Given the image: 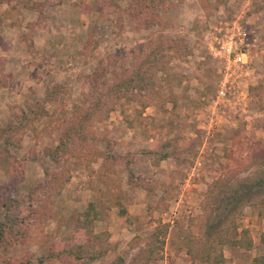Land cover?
I'll use <instances>...</instances> for the list:
<instances>
[{
  "label": "rangeland",
  "instance_id": "rangeland-1",
  "mask_svg": "<svg viewBox=\"0 0 264 264\" xmlns=\"http://www.w3.org/2000/svg\"><path fill=\"white\" fill-rule=\"evenodd\" d=\"M158 4L0 0V220L25 217L27 231L8 234L16 239L0 244V264H131L158 226L164 253L149 264L264 257V0ZM141 62L146 88L89 125L93 138L78 142L82 156L66 162L71 179L42 222L30 194L63 168L47 156L59 122L83 103L97 68L113 82ZM39 102L48 115L6 143L4 128ZM90 202L103 213L95 232H110L106 254L51 257Z\"/></svg>",
  "mask_w": 264,
  "mask_h": 264
},
{
  "label": "trees",
  "instance_id": "trees-1",
  "mask_svg": "<svg viewBox=\"0 0 264 264\" xmlns=\"http://www.w3.org/2000/svg\"><path fill=\"white\" fill-rule=\"evenodd\" d=\"M137 5L142 3V0H135ZM162 0H152L153 6L157 7ZM149 4L142 11L148 12ZM142 11L139 10L134 13L135 16H141ZM151 55L147 54L144 61H148ZM102 65V64H101ZM99 65V66H101ZM145 63L141 62L139 65H133L132 68H124V72L116 76L113 82L106 78V73H99V69L95 70L92 82L89 84V90L84 94V100L81 105H75L71 114H65L64 119L59 122V127L62 129L61 137L58 144L47 152V156L55 163L63 165L61 171L53 173L50 178L39 187L38 192L32 191L31 199L34 202V213L37 209H43L45 217H41V221L46 218L48 209L50 210V201L53 196L61 194L66 184L71 179V172L66 166V162L71 157L82 156L78 149V142H86L92 139L93 132L89 134L88 127L94 122H101L108 118L110 113L115 109L116 104L121 98L129 97V92L134 88L145 89L149 83V78L144 72ZM128 74V75H127ZM56 91L49 92L53 97ZM55 98H53V101ZM39 102L37 107L30 108L20 119V124L17 126L4 128L3 135L6 143H9V138L18 133L17 131L23 128L28 122L39 116L48 115L49 111ZM148 104L143 103V107ZM88 150V149H87ZM166 156V155H164ZM163 156V158H164ZM6 159L8 156H6ZM259 183V182H258ZM252 188V187H251ZM36 193V194H35ZM19 203V199H15ZM103 218V213L93 202H90L85 209L77 216L74 232L70 240L66 244H55L52 248L49 246L50 256L53 258L65 257L67 259H74L82 261L85 255L90 259H98L103 257L108 248V241L110 238L109 231L95 232L94 223ZM20 220V222H18ZM23 221V222H22ZM25 217H12L10 221L2 222L0 220V244L9 245L12 239L18 237H25L27 231H24L23 225ZM21 227V228H19ZM166 226H158L154 232L145 238L140 245L137 253L132 258L131 264H149L156 262L163 257L164 253V235ZM15 237L9 240L8 234ZM49 238V236H48ZM264 239V236H263ZM248 244H244L243 240H230L231 244L252 246V241L248 240ZM256 264H264V257L256 258ZM116 264H125V259L118 257Z\"/></svg>",
  "mask_w": 264,
  "mask_h": 264
}]
</instances>
